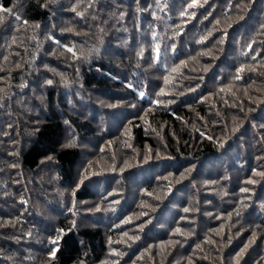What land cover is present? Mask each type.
<instances>
[{
	"label": "trees",
	"instance_id": "1",
	"mask_svg": "<svg viewBox=\"0 0 264 264\" xmlns=\"http://www.w3.org/2000/svg\"><path fill=\"white\" fill-rule=\"evenodd\" d=\"M0 264H264V0H0Z\"/></svg>",
	"mask_w": 264,
	"mask_h": 264
},
{
	"label": "snow or ice",
	"instance_id": "2",
	"mask_svg": "<svg viewBox=\"0 0 264 264\" xmlns=\"http://www.w3.org/2000/svg\"><path fill=\"white\" fill-rule=\"evenodd\" d=\"M191 6V5H190ZM18 19H19V17H17ZM69 51H71V49H69ZM239 78V77H238ZM49 83H51V81H49ZM185 211H187V209H185ZM53 243H55V242H53Z\"/></svg>",
	"mask_w": 264,
	"mask_h": 264
}]
</instances>
